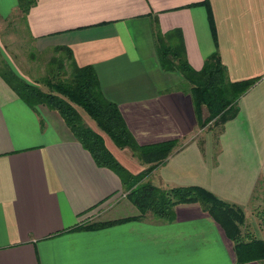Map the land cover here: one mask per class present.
Returning <instances> with one entry per match:
<instances>
[{
	"label": "crops",
	"instance_id": "0c3cea01",
	"mask_svg": "<svg viewBox=\"0 0 264 264\" xmlns=\"http://www.w3.org/2000/svg\"><path fill=\"white\" fill-rule=\"evenodd\" d=\"M208 1L35 0L24 18L39 48L70 47L78 64L94 65L139 143L180 139L146 180L200 185L246 217L259 211L264 239V0ZM18 8L0 0V21ZM155 18L165 32L182 31L196 69L217 51L232 80L258 78L217 144L180 87L183 74L161 65ZM90 126L132 172L150 165ZM139 213L119 174L96 162L59 110L29 105L0 74V264H264L239 262L234 238L200 202L178 203L171 220Z\"/></svg>",
	"mask_w": 264,
	"mask_h": 264
},
{
	"label": "trees",
	"instance_id": "16d2710c",
	"mask_svg": "<svg viewBox=\"0 0 264 264\" xmlns=\"http://www.w3.org/2000/svg\"><path fill=\"white\" fill-rule=\"evenodd\" d=\"M35 0H19V7L27 14ZM209 5V1L206 0ZM210 20L214 26L210 9ZM154 35L161 65L166 70L180 71L185 81L180 85L191 93L201 128L215 130L218 143L224 124L236 116L241 94L253 85L258 78L232 80L220 54L210 55L201 69H196L189 61L185 39L180 29L163 31L155 18ZM66 48V60H60L68 73L57 81H48L52 90L45 91L38 84L29 81L17 72L8 62L0 65V74L29 105L46 104L59 110L68 126L80 142L92 153L99 165L108 166L122 179L127 197L138 207L143 217L150 212L154 217L171 220L175 207L181 202L197 201L226 228L234 238L239 262L264 258V239L244 238L239 224L244 220V209L220 198L213 191L200 185L160 186L146 178L153 169L164 163L170 152L179 144V138H170L154 143L141 144L131 131L118 103L107 98L102 90L100 79L93 64L80 65L73 51ZM57 91V92H55ZM82 106L97 124L108 133L120 147H130L134 154L149 166L134 173L128 169L106 145L101 133L86 123L75 106ZM208 114L203 115V106ZM123 219L80 224L77 227H98Z\"/></svg>",
	"mask_w": 264,
	"mask_h": 264
},
{
	"label": "rangeland",
	"instance_id": "374dc122",
	"mask_svg": "<svg viewBox=\"0 0 264 264\" xmlns=\"http://www.w3.org/2000/svg\"><path fill=\"white\" fill-rule=\"evenodd\" d=\"M66 55L65 49L39 48L36 41L29 35L24 14L19 11V8L14 10L6 20L0 21V65L4 61L8 62L17 72L38 84L43 90H52L48 81H57L69 74L68 69L63 68L60 61L66 60ZM75 106L87 124L96 126V122L82 106L78 104ZM205 132L212 134V131L208 129ZM200 137H205V134ZM258 212L254 216L246 217L244 211V220L239 226L245 239L257 237L258 233H261L255 222V218L256 221L258 219ZM261 229L263 231V228Z\"/></svg>",
	"mask_w": 264,
	"mask_h": 264
}]
</instances>
